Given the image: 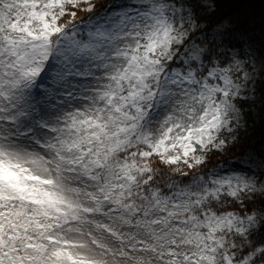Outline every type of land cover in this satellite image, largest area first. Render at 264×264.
<instances>
[{
	"label": "snow or ice",
	"instance_id": "snow-or-ice-1",
	"mask_svg": "<svg viewBox=\"0 0 264 264\" xmlns=\"http://www.w3.org/2000/svg\"><path fill=\"white\" fill-rule=\"evenodd\" d=\"M0 264H264V0H0Z\"/></svg>",
	"mask_w": 264,
	"mask_h": 264
}]
</instances>
